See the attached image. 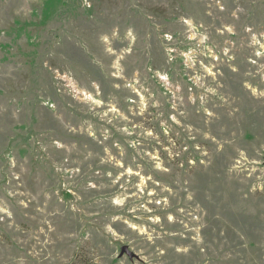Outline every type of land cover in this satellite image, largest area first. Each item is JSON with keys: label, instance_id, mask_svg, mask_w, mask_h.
Returning <instances> with one entry per match:
<instances>
[{"label": "rangeland", "instance_id": "obj_1", "mask_svg": "<svg viewBox=\"0 0 264 264\" xmlns=\"http://www.w3.org/2000/svg\"><path fill=\"white\" fill-rule=\"evenodd\" d=\"M0 264H264V0H0Z\"/></svg>", "mask_w": 264, "mask_h": 264}, {"label": "water", "instance_id": "obj_2", "mask_svg": "<svg viewBox=\"0 0 264 264\" xmlns=\"http://www.w3.org/2000/svg\"><path fill=\"white\" fill-rule=\"evenodd\" d=\"M124 255L129 256V258L131 260L138 258L137 255H135L134 253H132L128 247H123L121 250V256L123 257Z\"/></svg>", "mask_w": 264, "mask_h": 264}]
</instances>
